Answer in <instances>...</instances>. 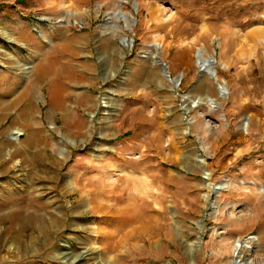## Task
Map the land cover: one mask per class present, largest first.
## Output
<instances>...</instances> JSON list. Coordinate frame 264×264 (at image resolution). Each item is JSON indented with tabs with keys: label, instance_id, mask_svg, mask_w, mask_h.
I'll return each instance as SVG.
<instances>
[{
	"label": "rangeland",
	"instance_id": "1",
	"mask_svg": "<svg viewBox=\"0 0 264 264\" xmlns=\"http://www.w3.org/2000/svg\"><path fill=\"white\" fill-rule=\"evenodd\" d=\"M70 262L264 264V0H0V264Z\"/></svg>",
	"mask_w": 264,
	"mask_h": 264
},
{
	"label": "bare ground",
	"instance_id": "2",
	"mask_svg": "<svg viewBox=\"0 0 264 264\" xmlns=\"http://www.w3.org/2000/svg\"><path fill=\"white\" fill-rule=\"evenodd\" d=\"M27 29V28H26ZM3 33V32H2ZM3 35H6L5 33H3ZM19 35H20V38H22V39H24L25 40V45L27 46V45H30V46H33V45H35V40H33V38L31 39V36H30V34H29V32L28 31H24L23 29H22V31H20V33H19ZM157 63V62H156ZM163 75H164V77L167 79V80H169L170 82H171V80H173V78L171 77V78H169V76H168V74H167V72H165V71H163ZM204 76H206L208 79H210V80H212L213 82H215L216 84H217V89H218V96L220 97V98H225V96H226V94H227V85H226V83L225 82H222L220 79H219V76H218V74L216 73V75L214 76V75H211L210 74V69H208L207 71H206V73L204 74ZM176 84H179V82H180V79H175V81H174ZM174 83V84H175ZM208 99V98H207ZM209 101V103L212 105H214V100H212V99H210V100H208ZM197 102H194V107L195 106H197ZM247 126H248V124H247ZM17 131V133H15V135L13 136L14 138H13V143H20L22 140H21V138H20V135H19V132L21 131V130H19V129H17L16 130ZM214 189V188H213ZM100 229V228H99ZM103 229V228H102ZM102 229H101V231H102ZM247 244H249L248 242H245L244 244H242V242H241V244H239V245H237L236 246V248H235V254L237 253V255H238V257H240L241 256V252L243 251V250H245V245H247ZM68 264H71V262L70 263H68Z\"/></svg>",
	"mask_w": 264,
	"mask_h": 264
},
{
	"label": "water",
	"instance_id": "3",
	"mask_svg": "<svg viewBox=\"0 0 264 264\" xmlns=\"http://www.w3.org/2000/svg\"><path fill=\"white\" fill-rule=\"evenodd\" d=\"M203 52L202 51H199L196 55V58H197V62H198V65H199V74H203V73H206V71L208 69H210V74L211 75H216L217 71L214 69V66L216 64V60L215 59H212V60H205L203 58ZM157 64L161 67V69L165 72H167L169 78H171V74L169 72V70L166 68V64H164L161 60H157L156 61ZM171 82H173V80H171ZM174 83V82H173ZM175 88H178L179 87V84H174Z\"/></svg>",
	"mask_w": 264,
	"mask_h": 264
}]
</instances>
